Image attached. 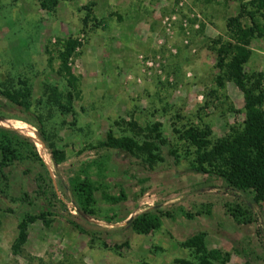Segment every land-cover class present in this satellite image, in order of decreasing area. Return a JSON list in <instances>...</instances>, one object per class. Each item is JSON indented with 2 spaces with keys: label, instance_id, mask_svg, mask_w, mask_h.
Wrapping results in <instances>:
<instances>
[{
  "label": "rangeland",
  "instance_id": "rangeland-1",
  "mask_svg": "<svg viewBox=\"0 0 264 264\" xmlns=\"http://www.w3.org/2000/svg\"><path fill=\"white\" fill-rule=\"evenodd\" d=\"M41 1L0 0V89L27 90L29 111L23 120L0 108V125L34 143L57 212L28 223L24 241L14 245L22 215L39 213L19 198L41 186L32 179L37 163L23 162L27 175L11 167L0 193V264H196L197 253L181 242L197 230L205 249L219 254L214 264H243L239 248L248 251L250 264H264V201L251 202L248 223L234 221L225 210L234 205L233 194L188 169L195 151L182 136L189 126L206 128L214 142L240 126L241 92L224 77L218 85L214 43L226 38L227 18L250 0ZM68 37L78 45L59 74L58 53ZM248 46L243 71L264 87V38ZM53 88L67 111L51 97ZM34 117L48 145L63 155L61 183ZM107 132L150 141L156 158L95 152ZM73 177L92 185V215L65 198L62 185ZM145 207L153 211L143 232L119 228Z\"/></svg>",
  "mask_w": 264,
  "mask_h": 264
},
{
  "label": "trees",
  "instance_id": "trees-1",
  "mask_svg": "<svg viewBox=\"0 0 264 264\" xmlns=\"http://www.w3.org/2000/svg\"><path fill=\"white\" fill-rule=\"evenodd\" d=\"M57 0H42L41 5H55ZM250 5L252 9H247ZM260 12L261 18L257 17ZM226 38L217 40L214 43L216 56V67L219 74L216 75L218 85H222V78L230 79L241 92L243 119L239 127L232 129L227 135L209 142L207 139L208 130L206 128H196L189 126L184 129L182 136L189 142L195 151V161L188 164L191 171L206 175V180H219L224 188L233 194L234 205L226 207V211L231 218L244 223L249 222V212L251 202L257 204L264 201V87L258 78L252 73L247 75L243 71L249 55V43L252 38H264V0H250L239 6V12L232 17H228L225 23ZM78 41L70 37L61 43L59 56V70L61 74L65 67V62L74 51ZM53 100L64 110L69 107L58 101L59 95L55 89H50ZM28 91H9L0 89V108L14 111L19 118L25 117L21 113L28 112L25 98ZM67 105L70 104V97L67 94L65 99ZM34 128L38 139L44 144L48 153L51 171L59 183L61 179L58 175L57 165L63 161V155L53 150L47 143L42 130L40 120L34 117ZM155 132V127L153 128ZM157 137V133H155ZM150 141L138 143L131 137L122 135L115 136L110 132L105 134L103 141L95 147V152L100 149L112 150L114 154L133 155L136 152L145 153V158L152 161L155 157ZM25 160L37 163L39 169L32 176L33 180L39 182L41 191L30 196L26 192L21 194L20 202L30 207H36L37 215L24 213L16 225L17 234L15 244H19L25 239V229L28 223L36 218H41L45 212H57L55 205L49 195L51 186L49 177L45 171L43 163L40 161L34 143L30 137L22 135L17 131L0 125V193L5 194L8 188V170L11 167H20L21 173L27 175L29 169L23 164ZM46 172V171H45ZM65 190V198L72 202L77 210L84 215L94 213L91 207L92 200L90 191L92 185L86 178L79 179L73 177L68 181V185H62ZM51 190V191H50ZM54 197V194L51 193ZM249 198V203L247 199ZM62 207L63 204H61ZM227 206V204H226ZM153 209L145 207L135 212L125 225L120 229L130 228L136 232L145 230L146 222L152 217ZM78 216L79 213L77 214ZM188 217L191 215L188 213ZM69 222L79 231L86 233L83 224L69 218ZM204 234L197 230L188 234L181 244L186 248H192L197 253L196 264H214L218 257L216 250L207 251L204 247ZM238 251L244 256L243 264H250L247 259L248 251L239 248ZM227 258L224 254L223 259ZM180 264H192L190 261L181 260Z\"/></svg>",
  "mask_w": 264,
  "mask_h": 264
}]
</instances>
